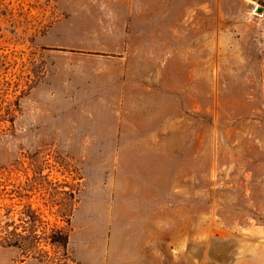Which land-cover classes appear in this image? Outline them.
Wrapping results in <instances>:
<instances>
[{
  "label": "rangeland",
  "instance_id": "374dc122",
  "mask_svg": "<svg viewBox=\"0 0 264 264\" xmlns=\"http://www.w3.org/2000/svg\"><path fill=\"white\" fill-rule=\"evenodd\" d=\"M125 25L139 87L113 108L92 78ZM3 188L72 207L78 264H264L263 0H0Z\"/></svg>",
  "mask_w": 264,
  "mask_h": 264
},
{
  "label": "trees",
  "instance_id": "16d2710c",
  "mask_svg": "<svg viewBox=\"0 0 264 264\" xmlns=\"http://www.w3.org/2000/svg\"><path fill=\"white\" fill-rule=\"evenodd\" d=\"M58 192L55 189L50 193L52 208L59 205ZM22 193L17 189L12 193L5 188L0 190V246L17 248L24 257L38 259L44 264H78L68 250L72 207L56 208L52 214L61 218L52 221L41 207L33 203L23 205L21 200L25 194ZM70 195L74 198L72 193ZM15 198H19L18 201L14 202ZM7 199L11 202H6Z\"/></svg>",
  "mask_w": 264,
  "mask_h": 264
},
{
  "label": "crops",
  "instance_id": "0c3cea01",
  "mask_svg": "<svg viewBox=\"0 0 264 264\" xmlns=\"http://www.w3.org/2000/svg\"><path fill=\"white\" fill-rule=\"evenodd\" d=\"M115 43L113 48L109 49L113 53L112 58H107V66L100 70V72H94L96 77L92 78V83L95 85L96 78L101 77L103 88L106 91V94L114 93L115 99L112 100L107 97L106 106L114 108L115 105L122 106L126 108L127 102L130 100L132 95V89L138 88L137 76L134 74L133 77V61L134 58L130 55L129 47L131 40V33L126 28V25L122 29L114 34ZM81 48H87L86 45H81ZM149 64L152 63L153 73L146 74L142 77L141 82H144L145 79H152L155 75H160L159 73H154L155 70L164 69L166 66L167 60H162L155 58L154 55L148 57ZM134 78V79H133ZM97 82V81H96ZM148 89L155 88L153 85H147ZM155 89H152V92H155ZM126 110V109H125ZM114 111V109L112 110ZM121 143V142H120Z\"/></svg>",
  "mask_w": 264,
  "mask_h": 264
},
{
  "label": "water",
  "instance_id": "95a60500",
  "mask_svg": "<svg viewBox=\"0 0 264 264\" xmlns=\"http://www.w3.org/2000/svg\"><path fill=\"white\" fill-rule=\"evenodd\" d=\"M258 12H262V8H259V9H258Z\"/></svg>",
  "mask_w": 264,
  "mask_h": 264
}]
</instances>
